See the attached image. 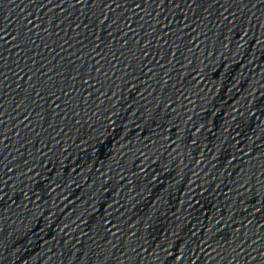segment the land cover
<instances>
[{
    "label": "water",
    "instance_id": "1",
    "mask_svg": "<svg viewBox=\"0 0 264 264\" xmlns=\"http://www.w3.org/2000/svg\"><path fill=\"white\" fill-rule=\"evenodd\" d=\"M0 264H264V0H0Z\"/></svg>",
    "mask_w": 264,
    "mask_h": 264
}]
</instances>
